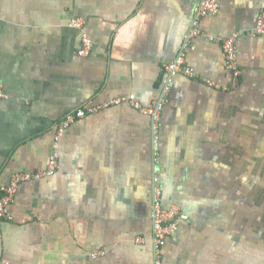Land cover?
I'll return each instance as SVG.
<instances>
[{"label": "crops", "instance_id": "obj_1", "mask_svg": "<svg viewBox=\"0 0 264 264\" xmlns=\"http://www.w3.org/2000/svg\"><path fill=\"white\" fill-rule=\"evenodd\" d=\"M218 1L186 42L201 0H0V187L59 154L54 175L20 183L1 258L154 264L157 179L163 205L182 209L164 264H264V35H250L264 0ZM76 18L94 43L86 57ZM236 33L239 76L212 39ZM181 52L195 75L172 77L156 135L122 102L56 140L87 104L135 95L152 106Z\"/></svg>", "mask_w": 264, "mask_h": 264}, {"label": "built area", "instance_id": "obj_2", "mask_svg": "<svg viewBox=\"0 0 264 264\" xmlns=\"http://www.w3.org/2000/svg\"><path fill=\"white\" fill-rule=\"evenodd\" d=\"M220 4L218 0H201L200 4L195 9L193 27L190 33L187 35L186 42L200 34L199 29L200 21L210 15L215 14L219 11ZM85 20L82 18H76L72 21V26L81 32L82 45L80 49V56L86 57L90 55L94 43L91 36L87 33L84 28ZM264 35V10L258 17L256 27L250 32V35ZM240 36L239 33L231 35L229 37L212 38L219 41L222 44L224 53L226 56L227 64L236 75H240V69L237 65V40ZM168 75L167 86L164 88L161 96L155 100L154 104L150 107L143 106L135 95L128 97H119L111 100L104 105L94 106L87 104L86 106L80 107L70 113H68L56 127V140L59 141L66 131V129L74 123L77 119L82 118L90 112H95L98 109L108 106L109 104H121L122 102H128L135 108L139 109L143 113L149 114L153 119V131L154 135L158 131V122L160 119V112L163 109L167 96L169 93V84L171 83L172 77L179 73H185L190 76L195 75L193 68L186 65L185 53L181 52L174 62L166 67ZM6 97L3 90V85L0 82V99ZM59 164V154L57 150H54L48 161V166L45 170L41 171H18L12 174L8 183L0 187V221L12 219V213L10 207L15 199L16 193L20 183L30 180H38L43 177L52 176L56 173ZM153 244H154V264H164L163 261V250L167 243L168 238L173 235L179 228L182 209L178 205H172L165 207L163 205L162 189L155 179L154 183V194H153ZM102 253V252H101ZM96 253L94 254V256ZM0 264H11L7 259L0 257Z\"/></svg>", "mask_w": 264, "mask_h": 264}]
</instances>
